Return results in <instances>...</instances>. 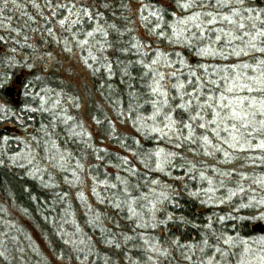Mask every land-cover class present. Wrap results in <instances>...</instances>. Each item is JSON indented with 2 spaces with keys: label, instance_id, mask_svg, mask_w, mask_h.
<instances>
[{
  "label": "trees",
  "instance_id": "16d2710c",
  "mask_svg": "<svg viewBox=\"0 0 264 264\" xmlns=\"http://www.w3.org/2000/svg\"><path fill=\"white\" fill-rule=\"evenodd\" d=\"M70 2L73 0H52L50 6L49 0H0V104L6 107V112L0 109V226L7 221L8 208L24 213L27 228L41 235L35 249L20 233H0V248L7 236L11 251H0V264H233L236 250L220 246L222 236L238 232L250 237L259 233V222L251 225L244 218L248 211L236 205L237 197L228 200L227 209L217 207L218 201L212 198L227 200L230 192L250 188L263 172L246 166L247 151L231 154L226 147L230 154L226 159L219 151L218 156L208 155L215 149L206 148L197 139L210 137L208 127L203 134L194 132L196 138H188L184 125H199L213 118L207 108L202 110L192 101L194 92L204 84V95H198V101L204 102L208 95H218L220 85H209L211 75L202 71L196 75L199 78L192 76V69L202 62L198 48L177 54L180 49L175 48L172 33L178 0H74L78 7L90 5L94 16L80 28L90 31L99 25L108 33L107 37L97 34L89 38V45L83 47L76 44L83 34L74 39L72 31L58 24L68 16L67 11L53 15L54 4ZM254 3L249 9L258 10L254 13L264 19V0ZM153 12L162 17L160 28ZM158 53H164L159 56L160 63L151 65L152 71L145 68ZM244 59L252 64L264 61L261 56ZM65 61L86 66L91 72L89 83L81 85L82 92L66 77L64 70L73 69H65ZM168 64L171 67L164 68L172 85L179 79L178 68H189L180 75L185 83L180 89L183 99L177 98L179 89L172 87L168 99L174 103H167V113L185 105L187 110L179 108L175 114L187 137L184 135L181 145L169 143L166 162L161 165L156 153L163 143L155 140L158 134H151L143 120L158 104L149 85L154 84L155 73ZM233 65L227 69L229 74L221 75V81L231 79ZM19 75L23 77L21 105L16 106L6 89L15 85ZM43 97L51 104H45ZM197 112L203 119L192 120ZM85 116L95 130L86 125ZM7 122L17 125L19 131L31 130L38 140L53 141L69 170L59 174L46 171L43 179L31 178L27 166L20 169L10 161L11 153H20V149L12 150L14 140ZM235 162H240L241 168H235ZM81 182L96 185L91 184L93 197L79 189ZM152 200L161 203L160 215L155 218L147 211Z\"/></svg>",
  "mask_w": 264,
  "mask_h": 264
},
{
  "label": "rangeland",
  "instance_id": "374dc122",
  "mask_svg": "<svg viewBox=\"0 0 264 264\" xmlns=\"http://www.w3.org/2000/svg\"><path fill=\"white\" fill-rule=\"evenodd\" d=\"M255 1L256 0H243V3H239L238 0H225V2L231 3L232 7L235 10L240 11L242 13L241 17H233L231 11L228 8L217 6V0H213V1L196 0L197 3L203 4L205 7L203 8L194 7L190 10H183L180 7L181 4L188 3L189 0H183V1L178 0V5L176 7L175 12L173 13V19L175 23L174 24L175 29L177 30V32L182 33L181 40H183L186 36H190L191 33L193 32L198 33L200 31L195 28V25L197 23L202 24V26L205 29L208 28L207 20L205 19L204 13L212 12L213 16L217 18V23L211 26L212 28L211 31L205 32L202 41H193L192 46H188L183 43H177L175 35L173 33L172 34L174 37L173 44L175 45V48L180 49L177 50L178 55H180L182 51H184L186 48H190L191 50L198 48L199 53L201 48H209V51L212 54L200 55L202 58L199 59L202 60V62L198 63V67L196 69L193 68L192 71L194 70L193 72H195L196 75L201 71L205 74L211 75L210 79L208 80L209 85L210 84L220 85V91L218 92V95L210 94L211 96H214L216 100V104L220 103L221 95L227 97V102L232 103L233 105H236L238 100L247 101V103H244L242 107L244 109V114L248 116L245 122L248 123L250 127L248 128L240 127L238 132H232L231 122H226V121L220 122L219 126L209 123L212 119L215 118L213 116V118L211 119H208L206 121L204 120V122H206L205 123L206 127H208V129H210L211 131L210 137L207 136L208 137L207 142L204 139L206 135L197 139L198 141L202 142L206 148L215 149V153L214 151L208 153V155H210L211 157L220 155L225 159L228 158L230 154L224 150L226 147L231 150L230 151L231 154H236L237 153L236 151L248 152L251 159L250 158L246 159L247 160L246 166L248 168H257V170L262 171L263 172L262 177L259 178L257 177L255 179V182L252 184V186L246 190H241V191L237 190L234 192H230V198L228 196L227 200L225 201L220 200L219 196L216 197L217 200L212 198V201H218L216 202L217 207L226 206L225 209H227L229 206L228 200L235 199L237 197V200L235 202L237 203L236 205L241 204L240 206H242V209L248 211L247 215H245L244 218L248 220L250 224L261 222L264 225V148L260 147V144L264 143V116L259 114L261 111H264V108H262V105H264V73H262V65L260 60H259L260 64H252L248 60L244 59L253 56L256 57L261 56L262 60H264V53L261 52L256 53V49L252 48L249 43V41L252 40V37L255 36L256 39L252 42L255 43L256 48L257 49L261 48L260 46L264 47V37L256 36V31L260 30L259 20L255 21L257 28L256 30H253L251 28V24L253 23V21L249 19V17H259V12L254 13V11H258V10L245 12V10L247 8L249 9L251 5L254 6L256 5L254 3ZM212 2L214 4H212ZM134 9L136 10V6L134 7ZM193 16H199V19H190V17ZM223 16H229L230 19L232 20H240L246 24V27L244 29H239L236 24L224 21L222 19ZM180 20L187 21L186 28L188 31L184 30L185 25H181L179 23ZM245 32L249 33V35L245 36L244 35ZM216 36H221L222 39L220 41H216ZM233 48L237 50H234ZM195 56L197 55L195 54ZM159 58L160 57L155 59H159ZM253 59L254 58H251V60ZM232 62L235 63V65H233L231 68L233 72V76L231 77V79L225 77L224 81H221V79H219L220 77L222 78L221 75H224L225 73L229 74L227 72V69L232 64ZM180 65H182V63H180ZM69 66H72L73 70L67 69L69 68ZM172 66L174 68L176 67L174 64ZM164 67L167 68L169 67L167 65L162 66L163 71L160 72L163 73L165 76V80L162 81L161 83L166 86H164L162 91L165 90L167 91V93L169 94L167 96L168 99V97H170L171 95L172 83H170L169 81L170 78V75L168 74L169 71L167 72V68L165 69ZM64 68L67 69L64 70V72L66 73V77H69L70 81L72 80L76 82L79 85L80 90L82 92L83 90L81 85L86 84L87 82L89 83V78L91 73L89 69L86 66L80 64H73L72 62L69 61L64 62ZM183 69H184L183 66L181 68H178V73L180 72L178 74L179 79L178 81H175L174 84H181V83L185 84L184 80L182 81L180 78V75H182L181 71H183ZM187 69L189 68L188 67L185 68L184 71H186ZM158 70H160V67ZM213 75H216V78L212 79ZM210 81H214L215 83L214 84L210 83ZM220 81L222 83H220ZM201 86H203L204 88L205 85L202 84ZM201 86L198 88L197 91L194 92L195 98H193L192 101L195 102L197 101L196 102L197 104L203 105L205 101L204 102L198 101L199 100L198 97H200L198 95H204V91L202 92L200 91ZM229 88L232 89V92L228 91ZM248 88H251L252 91H248ZM181 93H183V91L182 90L180 91L179 89L177 98L181 97L182 95ZM156 98H157L156 102L158 104L156 105L155 108L152 109L151 114L145 117L143 121L145 122V125L151 127V134L153 135L158 134V137L155 140H157V142L161 141V143H163L162 146L158 147L159 149L158 152L156 153L158 157L156 158V160L158 164L160 163L162 165L166 162L167 157L165 153L169 149L168 146L169 143L171 144L176 143L181 145L183 141H185V139L182 140V138H184V135L185 137H187V133L189 135V129L188 132L186 133L185 129H183L180 126L181 123L178 121L175 114L176 111L179 110V107H173L172 111L167 113V107L169 106L168 104L169 102L173 104L174 99L173 100L168 99V104L165 105L164 104L165 98L163 96L156 94ZM42 100L45 104L50 103L47 97L46 98L43 97ZM86 100L84 102L85 104H83L84 107H81L83 112L86 109ZM0 102H3L1 98H0ZM4 108H6L5 105L0 104V109L2 112H6ZM217 110L219 109H217L214 105L211 111H217ZM249 113H256V115L251 116L248 115ZM225 114L226 113L224 112L221 113V115H225ZM259 115L261 117H259ZM166 116H171L172 120L175 121V124L170 125L169 128L165 127V124L169 123V121L165 118ZM85 118L87 120L86 125L89 126V129L95 130L96 128L93 125V122L90 120V118L87 116H85ZM21 123L22 121H19V124ZM7 124L9 127V131L12 132L13 135L12 139L14 140L13 142L14 146L12 147V150L14 148L20 149L19 151L20 153H16V154L11 153L12 155L13 154L14 155L11 157L9 156L10 161L12 163H16L20 169H22V167L27 166L25 167L27 168L26 173L27 174L29 173L28 175L31 178L35 179V177L38 176L40 179H43L46 174V171H50V172L54 171V174L55 173L59 174V172L61 171L64 172L69 170V165L67 164L66 159H64L65 158L64 154L61 153L62 151H60V148L57 147V145L53 141H51L50 139H44L43 141L38 140L37 138H34L32 136V134L30 133L31 130L19 131L17 125L9 124L8 122ZM224 127H228L230 132L229 133L224 132L223 131ZM237 127H239V124H237ZM153 129L162 130V131H154ZM205 129L206 128L201 129L199 125H194V126L192 125L191 138L194 139L197 137L195 133L203 134L202 131ZM217 130L219 131V135H217ZM232 136L236 137L235 141L232 140ZM215 139H219L220 143L216 142ZM225 140H227L228 143H224ZM229 144H231L232 146L229 147ZM217 151H219L220 154L216 153ZM230 161L234 162L233 160ZM224 163H228V162H224ZM239 165H241L240 162L237 163L235 162V168H238ZM28 166L31 167L33 170H29ZM163 168L161 166V169ZM229 177L231 178V176ZM65 178L69 180L67 176ZM86 178L90 181L93 180L88 175ZM211 181L212 180H208L207 181L208 184L211 183ZM80 184L81 185H79V189L81 190L86 189L87 195L89 197H93L92 195L93 192L91 191L92 183L87 182L86 184L85 183L83 184L81 182ZM92 185L96 187L95 184ZM68 186L70 189L73 188L72 184H68ZM215 192L216 194H219L218 191L215 190ZM208 195L212 197L210 193ZM245 197L247 198L246 199L247 203L243 201ZM238 199H241V202ZM160 206L161 203L158 202L157 200L151 201V203L147 207V211L149 213L151 212V217L155 218L156 214L157 213L159 214ZM237 209H238L237 213L242 214V211L239 210V208ZM6 213L8 214V218L7 221H5V223L2 226H0V233H6V232H11L13 234L20 233L22 234V238L26 237L25 240L27 241V243L32 248L35 247L36 249V245L38 244L37 239H39L41 235L31 228L30 229L27 228L26 225L28 224H26V222L24 224V220L26 221L28 220L27 218H25L24 213L17 214L15 212H12L8 208L6 209ZM4 237L5 240L1 243L2 246L0 248V251H2V253H6L5 251L8 249V252L11 253L10 246L7 243L8 237L7 236ZM220 246H222L224 249L225 247L227 248L228 246H232L231 248H234L236 250L235 253H237V257L232 255V258H234V260L232 259L233 264H264V233L257 232L250 237H243L241 233L238 232H236L234 235L226 234L224 235V237L222 236ZM220 246H217V251ZM26 248L27 245L24 247V249ZM228 250L229 248L227 249V253L229 254L230 252ZM209 263H205V264H209ZM56 264H62V263L56 262Z\"/></svg>",
  "mask_w": 264,
  "mask_h": 264
},
{
  "label": "snow or ice",
  "instance_id": "6c2138e0",
  "mask_svg": "<svg viewBox=\"0 0 264 264\" xmlns=\"http://www.w3.org/2000/svg\"><path fill=\"white\" fill-rule=\"evenodd\" d=\"M238 2L239 3H243V0H238ZM49 3H50V6H53L52 5V0H49ZM217 6L218 7L228 8L231 11L233 17H241V15H242V13L240 11H237V10H235L232 7L231 3L225 2V0H217ZM5 7H7V3H5ZM89 7H90V5H80L78 7L77 4L74 2V0H73V2H70V3L54 4V8L56 9V11L53 12V15H56L57 12H59L61 10H65L68 13V16H65L63 19H60L58 21L59 26L62 29H64L65 31H72L74 33V39L77 36H80L81 34H83V37H84L83 39H76V44L78 46H81V47L89 45V43H90V39L89 38H93L94 39L97 36V34H101L104 37H107V35H108V33L102 27H100L99 25H97L96 27H93L92 30H90V31L85 30L83 28H80V25L82 24V22L83 23H87L88 21H91V20L94 19L93 14L89 11ZM180 7L183 10H190V9H192L194 7L203 8L205 6L203 4L197 3L196 0H189L188 3L181 4ZM141 11H143V9H141ZM245 11L251 12L252 9H246ZM151 15L156 17V19L158 21L157 24H156V27L160 28L161 25L159 24V20L162 19V17H160L155 12H153ZM204 16H205V19L207 20L208 28L205 29L202 26V24L197 23L195 25V28L200 30V31L198 33L197 32L191 33L190 36H186L183 40H181L182 33L181 32H177V30L175 28H173V34L175 35L176 42L177 43H183V44L188 45V46H192L193 41H202L205 32L211 31L212 30L211 26H213V25H215L217 23V18L215 16H213L212 12L204 13ZM69 17H75V18L74 19H69ZM84 18H86V20ZM142 18L145 19V20L147 19V17H142ZM190 19H199V16H193V17H190ZM222 19L224 21L229 22V23L236 24L239 29H244L246 27V24L244 22H242L240 20H232V19H230L229 16H223ZM249 19L253 21V23L251 24V28L253 30H256V28H257V25H256L255 21L259 20L260 30L256 31V36L264 37V19H261L260 17H249ZM179 23L181 25H185V29L184 30L188 31L187 28H186V25H187V21L186 20H180ZM77 29H79V31H77ZM159 35L163 36L164 33L160 32ZM244 35L247 36V35H249V33L245 32ZM221 39H222L221 36H216V41H220ZM255 39H256V37L254 36V37H252V40L249 41L250 46L252 48L256 49L257 51H259L261 53H264V47H261V48L257 49L255 43L252 42ZM97 43H99V41H97ZM133 47H135V45H133ZM100 50L103 51L104 50L103 47H101ZM69 51H71V49H69ZM199 54L200 55H210L212 53L209 51V48H201ZM162 55H164V53H158L157 54L158 57L162 56ZM93 59L95 60L97 58L93 57ZM158 63H160L159 59H153V60H151V64L150 65H144V67L148 68L150 71H152L151 65H156ZM181 63H183V61H181ZM261 63L264 64V61H261ZM167 66L171 67V64H168ZM107 70H108L109 73H111L112 67H111L110 64L107 65ZM147 74L148 73H146V75ZM171 76H172V78H176V73L172 72ZM192 76L195 77L196 73L193 72ZM156 77H158V79H156ZM164 80H165L164 74L160 73V72H156L155 76H154V81L155 82H154L153 85H149V87L151 88V91L154 94H159V95H161V96H163L165 98L164 99V104L166 105L168 103V99H167L168 93H167L166 90L162 91V89L164 88V85L161 83ZM188 83L192 84V81H189ZM210 83L214 84L215 82L214 81H210ZM172 87L175 88V89H184L185 85L182 84V83L181 84H173ZM193 87H195V86L193 85ZM200 91L201 92L203 91V86H201ZM228 91L232 92V89L229 88ZM248 91H252V89L248 88ZM186 95L191 96L192 93H186ZM181 99H183V96L181 97ZM244 103H247V101L238 100L237 104L233 105L232 103L227 102V97H225L224 95H221L220 96V103L216 104V100H215L214 96L209 95V96H207L205 98V103L203 105H201L200 107H201L202 110L204 108H207L209 111H211L213 109L214 105H215V107L217 109H219V110L211 111V114L215 118L212 119L209 123L219 126L220 122H225V121L226 122H231L232 123L231 131L232 132H238L240 127H242V128L250 127V125L245 122L247 120L248 116H246L244 114V109L242 107V105ZM188 105L189 106L191 105V100L188 101ZM178 107L187 110L185 108L184 104H180V105H178ZM262 108H264V105H262ZM222 112H224L226 114L225 115H221ZM259 114L264 116V111H261ZM248 115L255 116L256 113H249ZM165 118L169 121L168 124H165L166 128H169L170 125L175 124V121L172 120L171 116H166ZM191 119L192 120L203 119V117L201 115V112H197L196 116L195 117H191ZM237 124H239V127H237ZM184 127L189 129V138H191V136H192V132H191V127L192 126H191V124H186V125H184ZM199 127L201 129H204V128H206V124L205 123H200ZM153 130L154 131H162V130H157V129H153ZM223 131L226 132V133L230 132L228 127H224ZM217 135H219V131L218 130H217ZM204 139L207 142L208 137L205 136ZM232 140L235 141L236 137L232 136ZM224 143H228V141L225 140ZM231 146L232 145L229 144V147H231ZM260 147L264 148V143H261Z\"/></svg>",
  "mask_w": 264,
  "mask_h": 264
},
{
  "label": "water",
  "instance_id": "95a60500",
  "mask_svg": "<svg viewBox=\"0 0 264 264\" xmlns=\"http://www.w3.org/2000/svg\"><path fill=\"white\" fill-rule=\"evenodd\" d=\"M22 75H19L18 77H17V84H21L22 83ZM6 93H7V95L9 96V97H11L12 98V102L14 103V105H17V106H19L20 104H21V101H20V99H19V97H20V95H21V90H19V91H17V89H16V87L14 86H11V87H8L7 89H6ZM259 230L261 231V232H264V225L262 224V223H260L259 224Z\"/></svg>",
  "mask_w": 264,
  "mask_h": 264
}]
</instances>
